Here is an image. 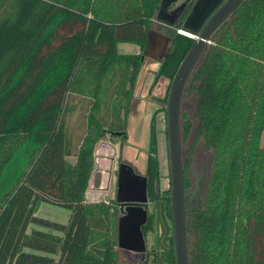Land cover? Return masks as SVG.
<instances>
[{
    "label": "trees",
    "instance_id": "16d2710c",
    "mask_svg": "<svg viewBox=\"0 0 264 264\" xmlns=\"http://www.w3.org/2000/svg\"><path fill=\"white\" fill-rule=\"evenodd\" d=\"M160 3L0 0V264H120L119 203L86 193L97 144L109 134L126 140ZM126 42L141 52H119ZM194 42L172 34L155 82L171 84ZM186 91L198 96L197 133L214 154L204 202L188 213L190 264H264V0H244L213 34ZM156 118L151 195L161 173ZM192 129L182 114L183 143ZM43 202L68 208L69 221L39 216ZM153 225L150 216L144 232ZM167 262L176 264L173 250Z\"/></svg>",
    "mask_w": 264,
    "mask_h": 264
},
{
    "label": "water",
    "instance_id": "95a60500",
    "mask_svg": "<svg viewBox=\"0 0 264 264\" xmlns=\"http://www.w3.org/2000/svg\"><path fill=\"white\" fill-rule=\"evenodd\" d=\"M161 0L155 21L175 27L188 2L192 5L178 33L195 39L181 61L172 81L166 102L167 138L171 178V209L173 216L176 264H190L188 221L186 216V175L183 157L182 103L194 70L204 55L213 34L228 20L244 0ZM182 30V32L180 31ZM189 32L190 34L185 33ZM172 37L154 28L149 30L144 57L156 49L163 62L171 50ZM134 102V101H133ZM120 135L121 133L118 132ZM158 195V193H157ZM156 195V198H157ZM116 200L120 207L119 261L121 264H143L147 259V240L143 225L148 219V177L131 163L121 160L117 169ZM161 214L165 219L164 205ZM157 248H160V210L157 209ZM166 222V219H165ZM165 248V247H163ZM161 263V261H159Z\"/></svg>",
    "mask_w": 264,
    "mask_h": 264
},
{
    "label": "rangeland",
    "instance_id": "374dc122",
    "mask_svg": "<svg viewBox=\"0 0 264 264\" xmlns=\"http://www.w3.org/2000/svg\"><path fill=\"white\" fill-rule=\"evenodd\" d=\"M162 28L161 26H155V29ZM137 50V44L135 43H121L119 44V52L121 53H135ZM151 63V64H150ZM160 63L158 61L149 62V64H144L138 84L137 90L135 93V99L132 105L133 118L130 117L131 127H133L131 133V139L134 142L137 141V136L139 131H141L142 138L139 141V145L145 150L149 148V135H150V120L154 115V112H158L162 105V97L165 95V90L170 87V80L167 79L168 83L166 86L160 82V79L155 82V75L159 69ZM165 81V80H164ZM162 96V97H161ZM160 99V101L158 100ZM145 104L146 111L148 112L145 115L144 120L140 117L139 106ZM197 107H198V96L195 93H189L185 91L183 103H182V114H187L193 122V129L190 133V136L186 142L183 143V157L184 161L188 165L186 177L191 182V187L187 191V204L190 208H199L204 202V197L211 174L214 154L211 149H208L205 145V141L202 136L198 135V116H197ZM141 110V109H140ZM132 119V120H131ZM157 127L159 129L158 134V149H159V160H160V179L162 186L165 188L169 187L170 184V167H169V152H168V138H167V120L166 112L160 111L157 114ZM72 122H76V117L72 118ZM141 124V125H140ZM143 125V128H142ZM264 137V136H263ZM122 140L120 137H112L110 134L102 139L96 146L95 153L97 157V170L102 172L104 175L103 184L104 189L108 190L103 195H114L116 196V180H117V168L116 160L118 157V149H120L121 142L127 144L129 136ZM134 145V143H132ZM120 145V146H119ZM125 145V144H124ZM123 145V146H124ZM129 145V144H128ZM131 145V144H130ZM129 145V146H130ZM111 148V150L106 153L107 164L105 166H100L99 158H103L100 155L103 154L106 149ZM124 147H122L123 150ZM122 152V151H121ZM113 158L115 161L114 164H110L109 159ZM72 162L75 161V157H70ZM109 163V164H108ZM17 167L15 168V170ZM104 170V171H103ZM90 198V197H89ZM91 199V198H90ZM115 199V198H114ZM40 213L48 216L55 221H65L67 220V213L69 209L52 203V202H43L41 204ZM66 222V221H65ZM153 235L149 233L147 237V246L150 247L153 244Z\"/></svg>",
    "mask_w": 264,
    "mask_h": 264
},
{
    "label": "flooded vegetation",
    "instance_id": "af4514ba",
    "mask_svg": "<svg viewBox=\"0 0 264 264\" xmlns=\"http://www.w3.org/2000/svg\"><path fill=\"white\" fill-rule=\"evenodd\" d=\"M183 1H185V0H182L178 4L172 5L170 7V9L171 10L175 9ZM185 9H186V7H185ZM185 9H184V11H185ZM180 17L177 19V21L175 23V27H176L177 23L179 22ZM169 27H170V29L158 28L156 30L161 31V32H163V33H165V34H167V35L172 37V34L175 31H177V29H176L177 27L176 28L171 27V26H169ZM151 54H152V56H155V61H159L160 60L161 56H160V54L158 53V51L156 49H154L151 52ZM121 160L122 159L119 158V163L121 162ZM119 163H118V167H119ZM184 163L186 164L185 161H184ZM185 175H186V173H185ZM116 184H117V180H116ZM149 189H150V186H149V178H148V197H149L148 219H149L150 216H154V225H153V229H151V230H149L148 232L145 233V237H146V240H147V237H148L149 233H151L153 235L154 242H153V244L150 247L147 246V252H146L147 253V259L146 260H150V261L151 260L152 261L155 260L156 261L155 264H169L167 262V258L171 254L172 250H173V254L175 256L173 216H172V209H171V178H170V184H169L168 188L163 187L162 183H161V179H159V180L155 181L153 195H151V192H150ZM116 190H117V187H116ZM187 191L188 190L186 189V197H187ZM157 193H158V195H157ZM156 195H157V198H156ZM168 198H170V209L171 210L169 209V206L167 204ZM186 203H187V199H186ZM162 205H164V214H165L166 222H165V219H163V216L161 214ZM158 207H159L160 215H161L160 232H159V240H160V242H159L160 243V248L159 249L157 248V238H158V231H157L158 215H157V209H158ZM189 210H190V207L187 204V210H186L187 221H188ZM148 219H147V221H148ZM145 224L143 225V227L145 226ZM189 240H190V237H189ZM163 247H165V248H163ZM175 259H176V256H175ZM159 261H161V263H159Z\"/></svg>",
    "mask_w": 264,
    "mask_h": 264
},
{
    "label": "crops",
    "instance_id": "0c3cea01",
    "mask_svg": "<svg viewBox=\"0 0 264 264\" xmlns=\"http://www.w3.org/2000/svg\"><path fill=\"white\" fill-rule=\"evenodd\" d=\"M181 1L182 0H179L178 3H180ZM178 3H174V4H178ZM155 24H156V26H161L162 28L170 29V27L168 25H166V24H164L162 22L155 21ZM140 52H141V48H140L139 45H137L136 52L132 53V54H138ZM153 60L155 61V56H152V55L151 56H146L144 64H149V62H152ZM158 63H160V61H158ZM160 82H162L165 86L168 83L166 77H161L160 78ZM136 90H137V88H136ZM167 91H168V89L165 90V94H164L165 96L167 94ZM165 96L164 97L161 96L162 99H164ZM145 107H146L145 104H143V105L141 104L139 106V114H140V117L142 118V120H144L145 115L148 112V110L146 111ZM132 112H133V108H132L131 113H130V117L133 118L134 116L132 115ZM158 113L156 111V112H154V115H156V117H157ZM154 115L152 116V118L154 117ZM130 117H129L128 129H127V136H129L130 140H128L127 144L125 143V145H124L125 148H123V150H122V147H120V149H118V151H117L118 157H117V160H116V165L118 166L119 158H121L122 160H126L127 162L131 163L141 173H145L146 172V168H147V157H148L149 148H148V150H145L144 148L141 149V147L139 145V141L142 138L141 131H139L138 135H133V137L137 136V141L138 142H134L136 140L133 141L131 139L132 138L131 137V133H132L131 130H133V127H131L132 121H130ZM152 118H151V120H152ZM151 120H150V124H151ZM142 128H143V125H142ZM132 143H134V145ZM128 144L129 145L131 144V145L129 146ZM149 144H150V135H149ZM108 150L110 151L111 148L106 149L105 151H103L104 153L100 155L101 157H103V158H99V159H101V160H99L100 166H102V165L105 166L107 164L106 153H107ZM95 156H96L95 170H94V172L92 174V177H91V180H90V183H89V187L87 189V193H86L87 201L88 202H98V201H102L104 198H110L111 200H113L116 197V196L114 197V195H111V196L103 195V196H101L102 193H106L108 190L104 189V184H103L104 175H103L102 172H99L97 170L98 169L97 168V163H98L97 162V157H98V155L95 153ZM114 161L115 160L113 158L109 159L110 164H114L115 163ZM41 207L42 206H40V208H39L38 215L41 216V217H44V218L51 219L48 216H45V215L40 213ZM70 214H71V211L69 210V212L67 213V220H65L66 222L62 221V223H67L69 221ZM51 220L55 221V219H51ZM58 222H61V221H58Z\"/></svg>",
    "mask_w": 264,
    "mask_h": 264
},
{
    "label": "built area",
    "instance_id": "2783aa9c",
    "mask_svg": "<svg viewBox=\"0 0 264 264\" xmlns=\"http://www.w3.org/2000/svg\"><path fill=\"white\" fill-rule=\"evenodd\" d=\"M180 31L182 32V30H180ZM102 201L104 203H106V204H110L111 203V199L110 198H104ZM98 202H101V201H98ZM92 203H94V202H92Z\"/></svg>",
    "mask_w": 264,
    "mask_h": 264
},
{
    "label": "bare ground",
    "instance_id": "6f19581e",
    "mask_svg": "<svg viewBox=\"0 0 264 264\" xmlns=\"http://www.w3.org/2000/svg\"><path fill=\"white\" fill-rule=\"evenodd\" d=\"M185 33H187V34H190L189 32H186V31H184Z\"/></svg>",
    "mask_w": 264,
    "mask_h": 264
}]
</instances>
